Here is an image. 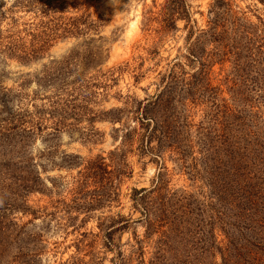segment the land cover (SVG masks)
Listing matches in <instances>:
<instances>
[{
  "label": "rangeland",
  "instance_id": "obj_1",
  "mask_svg": "<svg viewBox=\"0 0 264 264\" xmlns=\"http://www.w3.org/2000/svg\"><path fill=\"white\" fill-rule=\"evenodd\" d=\"M13 1L0 0V9L7 11V19L1 21L4 34L26 29L34 32V24L39 17L23 8H12ZM164 1L53 0L52 6H62L59 9L62 12L56 16H76L80 11L88 10L94 15L93 19L102 18L103 21H100L97 30H87L82 35L52 42L45 53L29 62L0 55V119L5 123L3 125L14 127L7 124L6 117L19 107L22 111L33 112L35 107L48 104L51 86L57 85L58 81L43 88L39 85L42 83L40 79L45 72L59 65L60 68L68 65L72 70L68 76L70 80L82 73L86 78H94L95 83L109 85L107 90L103 86L96 89L106 95L100 94L90 104L98 114L125 107L128 95L144 99L156 94L159 72H165L172 60L185 52L189 29L188 21L183 19L178 20L177 27L166 34L157 32L159 20L147 26L150 16L147 12H158ZM226 1L232 4L238 16L264 32V4L261 0ZM222 2L187 0L192 19L190 23L195 25V30L209 28L210 9L218 3L223 6ZM207 47L211 49L214 45L209 42ZM196 65L199 66L198 63L187 66L186 71H191ZM210 67L211 86L220 88L222 97L230 98L232 83L226 82L225 76L231 71L232 63L230 60L224 64L217 62ZM119 68L123 71L120 72ZM109 70H114L109 72L113 75L106 80L103 75H108ZM140 70L143 75L137 79L134 75H138ZM204 108L205 105L194 106L191 113L182 112L188 116L185 135L192 136L196 144L193 151L186 148L182 160L168 150H162L165 160L159 159L153 154L157 150L145 153L139 143L121 147L125 126L135 125L130 115L123 116L122 122L114 123L108 119H96L91 123L86 118L80 122L70 119L59 131H55L51 118L46 115L45 127L31 131L26 137L22 154H12L13 148L8 143H13L16 136L3 129L0 133V230L10 227L15 221L26 224L31 237L23 236L26 247L23 242L7 247L0 264H14L12 255L18 257L16 264H68L73 257L83 259L78 264H139L137 247L130 244L144 238L148 219L142 210L137 209L140 207L132 198L133 189L155 185L159 189L156 187L147 195L144 207L151 203L156 210L162 202L166 203L164 209L173 213L178 230L194 238L193 246L199 244L196 241L201 232L210 227L213 214L210 208L212 188L206 174L208 167L200 160V146L197 144L196 130L204 120ZM184 119L181 123L182 120L186 122ZM204 125L207 127L208 122L205 121ZM93 129L96 131L94 137L89 136L93 134ZM153 144L155 147V141ZM117 147L124 151L120 154L118 150L119 155L116 156L128 165L126 174L111 187L119 195L112 194L109 202L105 200L93 209L84 208L97 192L91 180L80 195L75 194L79 171L87 160L98 156L105 157L108 169L114 170L110 155ZM18 155L21 159L17 158ZM160 172L165 173L166 181L159 186L156 182ZM29 175L37 177L36 191L20 189L25 184L20 177ZM30 183L33 184V181ZM17 193L21 195L17 196ZM34 210L39 214L34 216L31 213ZM70 216L72 221H68ZM111 218L118 222L113 245L116 247L113 249L106 246L99 224ZM158 238L159 234H153L151 240L143 244L146 260L151 258ZM17 245L20 246L19 252ZM8 251H11L9 255ZM117 251H121L122 255H116Z\"/></svg>",
  "mask_w": 264,
  "mask_h": 264
},
{
  "label": "trees",
  "instance_id": "obj_2",
  "mask_svg": "<svg viewBox=\"0 0 264 264\" xmlns=\"http://www.w3.org/2000/svg\"><path fill=\"white\" fill-rule=\"evenodd\" d=\"M222 1L223 6L218 3L210 9L208 29L195 30V25L190 23L192 19L187 0H165L158 12H147L150 14L147 26L159 20L160 27L156 30L160 34L169 33L181 19L187 20L189 27L185 52L175 57L165 72H159L156 94L144 99L128 95L125 107L98 114L91 109L90 104L100 94L106 95L96 89L103 86L107 90L109 85L95 83L94 78H86L82 73L70 80L68 76L72 70L68 65L61 68L59 65L45 72L40 79L42 83L39 85L43 88L46 84L50 86L52 82L58 81L57 85L51 86L48 104H43L41 108L35 107L33 112L22 111L19 107L9 113L7 124H13L14 127L7 128L0 119V133L6 129L7 133L16 136L13 143H8L13 148L12 154H22L26 137L45 127L46 115L51 118L55 131L65 127L70 119L80 122L86 118L89 123L96 119H108L114 123L122 122L123 116L130 115L135 125L125 126L121 147L139 143L145 153L157 150L153 154L159 159L165 160L162 150H168L182 160L186 148L193 151V145H196L192 136L185 135L188 116L182 112L191 113L194 106L205 105V117L198 124L196 132L200 160L208 167L206 174L212 188L211 225L201 232V237L196 241L199 244L193 246L194 238L178 230L173 213L164 209L166 203L162 202L156 210L151 203L144 207L147 195L155 191L158 185L134 188L132 198L136 206L140 207L137 209L142 210L148 219L144 238L130 244L137 247L139 264H264V32L238 16L230 2ZM261 2L264 4V0ZM52 3L53 0L13 1L12 8H23L39 17L34 24V32L26 29L5 35L1 21L6 18L7 11L0 9V55L29 62L45 53L52 42L82 35L87 30H97L100 21H103L102 18L93 19L94 15L88 10L78 11L76 16H56L62 12L59 10L62 6H52ZM209 42L214 45L211 49L207 47ZM228 60L232 63V69L225 79L232 83L231 97L225 98L220 88L211 86L210 66L217 62L224 64ZM193 63L199 66L186 71V67H191ZM121 69L120 72L123 71ZM110 71L114 70L108 73ZM111 73L103 75L106 80L111 79ZM142 75L140 70L134 76L139 79ZM180 107L182 110H177ZM205 121L208 122L207 127ZM91 133L89 136L96 135L94 129ZM121 147H117L110 155L114 170L108 169L105 157L98 156L87 160L79 171L75 180V194L80 195L91 180L97 192L84 208L93 209L101 206L105 200L109 202L113 198L112 194L119 195L111 187L127 172L125 160L116 156L119 155L118 150L120 154L124 151ZM163 168L167 167L164 165ZM164 176L165 173H159V181L156 182L159 186L166 181ZM20 178L25 182L21 190H37V177L29 175ZM31 213L34 216L39 214L36 210ZM70 220L73 217H68ZM112 220L105 219L99 223L106 246L111 249L114 247L118 223ZM153 234H159V238L151 258L146 260L143 244L151 240ZM24 235L31 237L26 224L15 221L10 227L0 230V259L6 255L7 247L18 242L25 245ZM16 248L19 252L20 246ZM10 253L8 251L7 255ZM118 254L122 255L121 251H117ZM12 257L15 259L14 264L16 260L18 263V257ZM79 261L83 259L73 257L68 264H78Z\"/></svg>",
  "mask_w": 264,
  "mask_h": 264
}]
</instances>
